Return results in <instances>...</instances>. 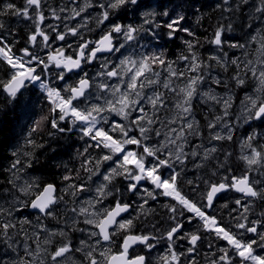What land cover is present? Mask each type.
<instances>
[{"label":"snow or ice","instance_id":"6c2138e0","mask_svg":"<svg viewBox=\"0 0 264 264\" xmlns=\"http://www.w3.org/2000/svg\"><path fill=\"white\" fill-rule=\"evenodd\" d=\"M242 3H247V0H241ZM224 3L227 4L228 0H224ZM262 5H264V0H261ZM137 6L139 0H109L107 5H101L105 8L102 16L103 18L99 23H103L104 20L108 19L109 12L107 9H120L126 5ZM88 7L91 5L88 4ZM34 8L36 10V16L34 18L35 31L32 32L28 41L29 44L35 45L37 43L38 37H42L45 47H48L49 36L45 34L41 28V23L45 20V16L40 11L41 0H25V7L23 9L17 8L16 5L12 3H6L0 8V16L4 15H16L23 16L26 19H32L29 15V9ZM63 11V9H62ZM84 11V8H81L79 11L74 10V16H79L80 12ZM257 12H264V7H259L256 9ZM53 18L60 19L53 11ZM155 13H142L144 18V24L154 26L156 28L166 27L169 29L168 35L172 37L176 31H184L189 36L194 35L188 29H180L179 25L184 19L183 16H179L176 19L171 20L165 24L155 23L153 17ZM164 16H168V12L163 13ZM74 18V17H73ZM4 25L0 23V28H3ZM52 28V31H56L55 27L49 26ZM142 27V26H141ZM141 28L132 27L128 25L125 27L121 24H114L109 33L103 35L100 40L96 41V47L92 48L90 51L89 45L90 41H85L78 46V50L75 53V57L66 55L63 48L57 49L54 52H49L47 54V59L43 60L38 55L33 54L29 51L28 48L21 49L22 55H15L12 52V47L8 45L3 38H0V60L4 61L9 65L11 71L10 78L7 81H0V87L3 88V91L7 93L9 97L13 100H16L18 96H22V89L25 88L26 82H37L40 81L41 89L45 90L47 93V99L51 105L49 109V115L52 117L50 120L51 127L57 131H71L72 129H64L59 127V122L65 121L66 118H71L73 124L79 122L82 126L80 131L82 132L83 137H88L94 143L90 144L88 147L108 150L104 155L100 156L99 159L92 160L91 158L84 161L82 168L84 171L89 172V179L93 175L100 174V166L106 162H113L116 167L111 168L109 172L103 174V181L97 188L98 196L96 200L89 201L90 208L81 207L79 209V215H86L85 223L93 225L98 232H91L90 236L97 237L95 246H91L90 250L85 252V258L88 260L89 264H146V258L143 255H138L130 258L129 248L134 244H143L147 248L151 249L153 245L148 243L150 237L147 235H125L123 238V244L121 245L122 250L119 253H112L110 248L99 251V256L103 258L102 261L97 260L94 253L97 251V247L101 245V240L104 242L111 241L112 236L116 235L119 232H129L133 226V221L129 220H118V217L122 213L126 212L130 205L122 204L120 199H116L114 206L110 208H97L98 204H102L105 197L112 195L113 193L108 189V186L112 181L118 177L123 176L126 180L129 181L128 191L135 192L138 190V185L141 181H148L154 185L155 189H160V193L163 196L171 197L177 202L176 205H171L166 207L169 208V211L173 213L172 219H175V213L178 210V207L182 210H187L189 213H193L195 217H198L203 222V227L205 230H211L215 233L216 237L227 242L229 248L235 251L236 255L241 258L242 264L247 261H251L252 264H264V256L254 254V245L257 244L256 240H244L242 237L246 233H253L259 236L260 241H264V233H260L256 225L260 224V221L247 222V216L241 214L240 217L235 219L243 220L246 222H238L235 224L237 229L243 230L239 233H233L226 227L221 226L215 217H210L202 209L201 206H198L195 202H192L187 197H185L178 188V180L180 177V172L175 171L173 168V151L169 149V145H175V162L183 164L184 159L182 156L183 145L177 144V141L183 140L188 134L195 132L194 124L190 119L192 104L191 101L195 95H197L198 86L203 82L208 75L204 70L210 69L211 65L203 63L199 60L198 56L194 53L193 49L195 48V43L186 41L190 56H181L179 59L184 60L186 63V70L174 69L172 62H166L162 55H144L139 60L124 58L120 61L118 65H115L112 68L108 67V63L101 65L103 71L97 72V76H106L108 79L117 78L120 83L115 85H109L108 83L98 84V88L101 93L108 92L110 93L111 98L104 100L103 104H89L85 108H79L75 105V101H80L82 98L87 102L88 97L86 93L92 87V79L88 77V73L84 72V75L74 85L66 86L62 91L49 88L46 83L41 80L40 75L37 74V68L41 65L43 69H48L50 65H54L56 68L61 69L57 74L59 80L65 79V73L71 72L73 70L80 69L82 70V62L91 63L97 56V53L102 51L108 52H118L120 49L116 48L113 45V33L122 34L126 41H131L134 39V33L140 31ZM228 30H231V25H228ZM68 32L72 35H77V29L68 28ZM224 32V26H219L215 31L213 38L209 41L211 44L218 47L222 46L225 41L222 39ZM56 39L63 41L65 39V34L57 32ZM252 41H256V37L252 38ZM233 48H245V44L240 43H231L229 45ZM69 47H71L69 45ZM120 47H123L121 45ZM259 56L257 61L254 64L252 60H248L247 63L243 64V68L248 72H251L254 79L259 81L260 90H264V38L260 42L258 49ZM227 54L225 53V56ZM25 57L28 59L25 60ZM210 60H216L218 64L226 68V65L222 63L219 57L210 56ZM232 64L236 65L238 71L233 79L236 81L237 86L243 85L245 79L240 76L241 64L238 59H233ZM256 64H259V69ZM154 65H159L168 73V76L165 78L163 87L168 91L175 92L177 96V101L175 103L176 115L174 118L167 121L166 125L176 124L177 121H180V127L177 128H168V133L165 136V141L159 143V145L148 144L146 141L150 139L149 133L155 132V135L159 137L161 132L154 128L153 125L159 122L158 116L156 113L161 109L166 107L164 93L155 91L152 95H147L144 92L146 87H151L153 85L159 84L160 73L154 71ZM187 73H196V75L188 76ZM151 74V76H149ZM151 77H156L153 79ZM172 78L175 79H185L186 83L183 86L176 87L172 86ZM214 83L220 84L221 81L216 79ZM124 85V87H121ZM63 93H67L64 95ZM204 98L211 101H216L220 103L222 100L223 106L225 108L224 115H227V109L231 107V97L228 98H217V96L212 95L208 92L201 94ZM97 99H101L100 96H97ZM247 104L245 106V111L248 113L249 119H264V97L253 98L251 96L247 97ZM144 102L151 106V114L145 109ZM23 106L27 107V101L23 102ZM136 111L140 115L129 120V117L132 113ZM115 113L121 117L122 120L128 121L127 124H121L112 122L109 129H105L102 126H98L102 123L107 124L109 121L102 114ZM58 116V119H57ZM221 117H217L216 120L219 121ZM49 120V116H42L40 120L36 121L32 126L29 136L33 132L39 130L41 125ZM215 123H209L208 128H215ZM138 131L139 135H130L133 131ZM188 130V131H186ZM230 131V130H229ZM118 132L119 138H114L111 133ZM199 134L198 132L196 133ZM212 139L221 140V139H232V136L229 134L227 137L221 136L219 133L211 136ZM247 147L251 149L250 155H244L241 157L242 160L251 168L253 165L264 164V153L258 151L255 147H252L251 141L256 139V134L250 135L248 138ZM29 144H32L33 141L29 139L27 141ZM128 145L136 146L135 149H129ZM264 147V146H262ZM142 149V151H138ZM88 148H85L84 152L86 153ZM215 148L207 149L205 159H207V154L215 152ZM13 155H16V152H13ZM28 155V153H26ZM83 155V153L81 154ZM193 156L197 153L193 152ZM164 156L165 158H161ZM116 158L115 160L113 158ZM151 158V161L148 160ZM154 161V162H152ZM21 161L16 159L10 170H17L18 165ZM164 168L172 169V173L168 178H164L161 174V170ZM19 179V177H17ZM72 179L70 176H65L64 180ZM11 183V181H10ZM192 183V181H189ZM207 183V182H206ZM16 185H14L15 187ZM32 185L29 184L26 187H21L19 190L22 193H28L29 188ZM69 188L75 189L78 188L79 191L84 190L83 185H69ZM234 189L235 191L242 193L244 196L257 197L261 195L258 193L252 186V183L249 180V176L245 173L241 177H232L231 184L221 182L219 184H210L206 192V204L203 207H212L214 197L218 193L225 191L227 189ZM55 188L52 184H48L43 188V191L36 195L35 199L31 202V207L33 209H39V211L45 215H51L50 206L53 205L56 200L53 196ZM117 192L119 189L116 190ZM145 192L148 196L155 199V195L152 191L145 189ZM76 193L73 192V195ZM264 198V195H262ZM147 203V201H145ZM237 206L244 208V211H249L247 205H242L241 200L237 199L235 201ZM143 207V205H141ZM227 207V205H224ZM3 209H0L2 212ZM75 211V209L73 210ZM183 215V211H181ZM191 220V217H189ZM251 223V226H249ZM115 226V231H109L110 228ZM15 225L9 223L0 224V228L3 229L5 235L8 233L9 228H14ZM182 223H175V226L171 227L169 231L166 232V238L169 241L174 239V236L182 229ZM43 230V229H41ZM187 237V234H185ZM38 239V237H37ZM155 239V237H151ZM201 237L197 234H191L189 243L193 246L188 249V252L191 253L194 251L195 245ZM45 244L50 243V241L45 240ZM81 245L87 246L85 241H81ZM261 248H264V243L259 245ZM42 250L37 245V251L33 254L28 252L30 256L38 258ZM71 251L69 244H64L63 246L57 248L53 253H51V262L52 264H60L58 258H64L65 254ZM76 251H82L81 248H77ZM169 253L171 254V261H178V255L172 251V245L169 244L168 248ZM223 253L219 257V261L224 262V264H230V256L228 249H220ZM27 252V249H26ZM163 264H169V258L167 256L161 257ZM24 264H32V261L24 262ZM39 264H44L43 260H39ZM213 264H219L217 261H213Z\"/></svg>","mask_w":264,"mask_h":264},{"label":"rangeland","instance_id":"374dc122","mask_svg":"<svg viewBox=\"0 0 264 264\" xmlns=\"http://www.w3.org/2000/svg\"><path fill=\"white\" fill-rule=\"evenodd\" d=\"M224 7L226 13L225 16L221 18L220 23V26H224V32L222 36H228V34L232 31H234L235 36L233 34H230L231 36H228V38H226V40L228 41H225L222 37L225 43L220 47H216L212 44L213 46L211 45V48L213 55L219 57L222 63L226 65L225 53L227 54L229 51V49H227L228 46L231 43L245 44V48H239V53H241L240 56L242 57L243 64L247 63L248 60H252L255 64L257 61V57L260 55L258 52L260 42L262 38H264V12H257L256 9L259 7H264V5H262L261 0H247L246 4L242 3L241 0H228V3L225 4ZM231 12L232 18L230 17ZM228 25H231V30H228ZM230 37H235V39H232ZM253 37H256L255 42L252 41ZM135 39L136 36H134V39L130 41V50L132 49ZM47 48L48 47L44 46L42 49ZM121 48L122 47H120L119 49ZM130 50H128L127 48L123 49V54H126V57L128 58ZM119 52L120 50L116 52L113 56V58H118V61L115 65H118L120 61L124 59V57H118ZM132 59H135V57L133 56ZM139 59L140 58L136 60ZM214 61V64L218 65L219 67L220 64H218L216 60ZM206 64H210V61H206ZM256 66L259 69L260 65L256 64ZM218 67L216 68V70H214L213 68L204 70L206 73H208V75L206 76L205 80L201 82L198 86L197 95L193 97L198 98L197 101L202 106L206 107L209 113L206 112L205 114H201L200 116L203 117V121H200V116L198 115L196 117L195 109L192 107L190 119L194 124L195 132L188 134L183 140L177 141L178 145H183V153L185 154L184 156H182V159H184L183 164L175 162L174 157L176 146L169 145V149L172 150L174 153L173 164L175 166L173 167L175 171L180 172L181 177L186 176V174H191L195 177L203 178L202 182L178 184L179 187L186 189V192H189L191 190H193L195 193L198 192L199 197L204 196L203 192H206L204 190L208 187L204 183L205 178L209 181H216V179H221L229 172H227L226 169L223 168L225 161L227 162L228 160V155H226V150H224L222 147H219V144L224 141L229 143L233 142V136L236 134L237 131H241L242 128H244L245 126H249V124L255 121V119H249L248 113L245 111V106L248 103L246 98L249 96L253 98L264 97V90L258 91V89L260 88L259 81L253 78L251 72H248L247 76L242 77L245 79V83L243 85L237 86L236 81L232 77L231 82L227 81L223 77L221 78L222 71ZM42 76H44V79L41 80L46 83L49 88H55L62 91V89L66 87V84L59 82L57 79H55L54 81H50V75L48 74L47 70L46 74L44 73V75ZM149 76H151V74H149ZM93 77L96 78L94 74ZM151 78L157 79L156 77ZM216 79L220 80L221 83H214V80ZM164 81L165 79L159 77V84L157 86H163ZM104 83H108L109 85H115L119 84L120 81L117 78L108 79L106 77ZM183 84L184 83L182 82H176L174 84L172 83V86L178 89L179 87L183 86ZM213 85L216 87H213ZM97 86L95 87L94 92H92L88 96L87 102H85L84 100L82 101L83 108L87 107L89 104H103L105 99L111 98L110 93H101ZM121 87H124V85H121ZM152 87L154 91L145 90L144 92L147 95H152L153 92H155L156 90L154 89L156 85H153ZM37 91H40L41 94L43 96H46L47 98L46 91L41 89L40 85L37 86ZM205 92L217 96L218 99L231 97V107L227 109L228 114L224 115L225 108L223 106L222 100L220 103H217L216 101L207 100L201 95ZM162 93H164L166 107L161 108L156 113V116H158L159 118V122L153 125L154 128L158 129L161 132V135L157 137L155 135V132H150V139L146 141V143L148 144H154L157 146L160 142L165 141V136L168 133V128L179 129L180 127V121H177L176 124H170L165 126L167 121L174 118L176 115L177 110L175 109V103L177 99H173L175 93L168 92L167 94L170 95H167L165 91H163ZM63 94L67 95V93ZM97 96H100L101 99H97ZM74 103L77 107L82 108V106L80 105L81 102L75 101ZM144 107L151 114V106L144 102ZM26 110L27 107H23L22 113H26ZM197 110H201V108H197ZM102 115L107 118L109 123L104 124L101 122V124L98 126H102L105 129H109L111 127L112 122L121 124L128 123V121L122 120L121 117L115 113L105 112ZM138 115H140V113L134 111L129 117V120L135 118ZM29 116L30 114L26 118H24V121L23 123H21L19 130L15 133V143L13 145V148L11 149V152L12 154L13 152H16V155L13 160H9L10 162L8 166H11L14 160L21 159L23 155L22 145L28 144L27 141L30 137L29 132L23 129V125H27ZM217 117H221V119L217 121ZM209 123H215V128L209 129ZM59 127L64 129L71 128L72 130L61 132L54 129L55 135L67 134L70 136L71 140L76 141L86 138L89 139L88 137L82 138L83 134L80 131V128L82 126L79 124V122L73 124L71 118H66L65 121L59 122ZM39 131L42 130L40 129ZM197 132L199 133L198 135L196 134ZM216 133H219L221 136L224 137H227L230 134L232 136V139H212L211 136L215 135ZM111 134L114 138H119L118 132H114ZM130 135L138 136L139 132L134 130L132 133H130ZM244 140L245 139L242 137L240 147L243 146L245 142ZM81 143L90 145L94 142L89 141L88 143L87 141ZM127 147L129 149H135L136 146L128 145ZM252 147H255L258 150V146L254 142L252 144ZM211 148H215L216 151L208 153L207 159H205L206 150ZM104 151L106 153L108 150L104 149ZM138 151H142V149H138ZM193 152L197 153V155L193 156ZM261 152L264 153V151ZM82 153L83 155H81ZM250 154L251 149L245 146L241 149L238 158L236 155L234 156V159H232L233 164L229 163L225 166L230 169V175H234L233 171L235 169L239 171L242 169L241 175L243 176L245 173H247L249 176V180L251 179V183L259 188V193L264 195V164L253 165L251 166V168H249L246 162L241 159L242 156ZM83 157L84 148L78 153H76V151L72 152L70 161L73 165L78 161H81ZM161 158L165 157L161 156ZM113 159L115 160L116 158L114 157ZM148 160L151 161V158H148ZM84 161L85 160H83V163ZM114 167H116V165L111 161L102 164L100 174L94 175V177H96L97 179L94 180L92 176L91 179H87L88 182H84L82 184H71V181L64 180V177H59V179H62V182L64 181L66 183L64 184L65 186L59 183L60 189H58L55 195L56 202L54 203L55 208L52 214L45 215L44 218L37 215V213L32 214V217L29 220L26 219L27 213H18L19 211L26 209L27 205L32 201V198H35L36 195L39 194L38 184L34 179L20 174L17 170L8 169L10 173V177L7 181V183L9 184L8 187L11 186L12 188H14L16 191L15 195L17 196L10 194L9 189H6L5 186H2L0 188V209H3V211L0 212V224L9 223L15 225L14 228L8 229V232H10V229L12 230L10 232V235L12 236V243L10 242L8 244L10 251H7L5 248H2L0 250V256L1 258H3L2 264H24V262L27 261H32V264H39V260H43L44 264H52V262L50 261L51 253H53L57 248L63 246L64 244H69L71 247V251L65 254V257H67L65 259V264H74V262L78 261L79 259V262H81L80 264H83L81 258H85V252L90 250L91 246H95L97 237L90 236V233L95 231V227L91 224L85 223V219L89 217H86V215H79V209L81 207H88L89 210L92 211L89 205V201L94 202L96 200L98 196L97 188L101 183H104L103 174L109 172L110 169ZM74 170L77 171L76 168ZM171 173L172 171L169 168H164L161 170V174L164 176V178H168L167 176H170ZM212 174H214V176H211ZM17 177H19V179H17ZM29 184H31L32 187L29 188L28 193H22L19 190V188L26 187ZM118 184L122 187H119ZM128 184L129 181L126 180L123 176L116 177L108 186V189L113 194L105 197L103 203L98 204L97 208H110L114 206L117 198L120 199V202L122 204L133 202L135 205V211L130 216L132 220V217L136 216L137 211H142L141 205H143L144 207L148 204V202H151L153 199L152 197L146 194L145 189H147L148 191H152L156 198H171L161 195L160 193L162 192V190L155 189L154 185H152L146 180L140 182V184L138 185V190L135 192L128 191ZM14 185L16 186L14 187ZM69 185H83L84 190L79 191L78 188L72 189L69 188ZM117 189H119L118 192L116 191ZM73 192H75L76 194L73 195ZM236 200L237 199H235L234 197L229 196L227 201L230 205L233 206L234 211L237 213L238 217H240L241 214L248 217V211L245 212L243 207L237 206L235 203ZM145 201H147V203H145ZM228 203L225 201L224 205L228 206ZM243 205H247L249 209H252L254 208L255 202H244ZM74 209L75 211H73ZM261 209L263 210V207ZM71 212V215H67ZM254 215H256V213H254ZM65 216H69L67 221L63 220ZM130 218H128V220ZM0 229V232L5 235L3 229ZM119 235H121V232H119ZM45 240L50 241V243L45 244ZM16 241L17 243H15ZM81 241H85L87 246L81 245ZM38 244L40 249H46V251H41L40 256L38 258L28 255V252L34 254L37 251ZM77 248H81L82 251H76ZM104 249L106 248L98 247L99 251H102ZM98 250L96 252H99Z\"/></svg>","mask_w":264,"mask_h":264},{"label":"flooded vegetation","instance_id":"af4514ba","mask_svg":"<svg viewBox=\"0 0 264 264\" xmlns=\"http://www.w3.org/2000/svg\"><path fill=\"white\" fill-rule=\"evenodd\" d=\"M210 1L213 4L219 3L218 0ZM0 3L1 6L6 3H12L20 9H23L25 7V0H2L0 1ZM108 3L109 0H41L40 11L45 16V20L41 23L40 26L45 34L49 36V46L47 49H42L45 45L42 37H38L37 43L35 45L29 44L26 48H28L29 51L33 54L38 55L43 60L47 59V54L49 52H54L55 50L60 48L64 49L66 55L75 57V53L81 43L90 41L91 43L88 49L90 51L92 48L96 47V41L100 40L103 35L111 31L114 24H121L125 27L131 25L132 27L137 26V28H141L140 31L134 33V36H156L159 39L165 37V43H168L169 41H171V43L173 42L172 40H174V34L172 37H169V29L165 28L163 30L162 28H156L154 26L144 24V18L142 16V13L145 12L155 13L156 15L153 17L155 23L170 22L173 17L172 0H139V4L137 6L129 4L116 10L107 9V11L109 12L108 19L104 20L103 23H99V21L103 18L102 14L105 11V8L101 7V5H107ZM88 4H90L91 6L88 7ZM183 6L182 16L184 17V19L181 21V23L189 20V10L187 8V2H184ZM81 8H84V11L80 12L79 16H74V10L79 11ZM53 11H55L56 15L59 16L60 19L53 18ZM165 11L168 12V16L163 15ZM29 15L30 17H32V19H26L23 16H19L20 22L16 24V27L19 28L18 30L21 32V34L18 36H29L32 32L35 31L34 18L36 16V10L34 8H30ZM218 17H220V15L217 16V18ZM49 26L55 27L56 31H52V28ZM68 28L77 29V35H72L70 32H68ZM57 32L65 34V39L63 41L56 39ZM112 36V42L116 48H120V46L123 45V47L120 49V52L118 53V57L122 58L124 56L123 49L127 48L128 50H130V41H126L122 34L113 33ZM136 40L137 39H135V42ZM69 45L71 47H69ZM115 53L116 52H113L111 55L97 53L96 58L91 63L82 62V70H80L78 73H65L64 80H59L57 78V74L61 71V69L56 68L54 65H50L48 69H43V66L41 65L37 68V74L40 75L42 73V70H47L48 74L50 75L51 81L57 79L59 82H62L66 84V86H69L76 84L80 77L84 75V72H87L88 77L92 79V87L86 93L88 97L92 92H94L95 87L100 83H104V80L106 79V76L97 77L96 75L97 72L103 71L101 65L107 62L108 67L112 68L118 61L117 57L113 58ZM93 74L96 78L93 77ZM33 83H30L29 85ZM213 87L216 86L213 85ZM2 94L3 96L5 95L3 88ZM5 97L3 98L0 94V101L8 102L12 99L11 97H7L9 99H5ZM20 97L21 96H18V98ZM11 101H13V99ZM82 101L83 98L78 101L81 102L80 105L83 104ZM17 109L20 110V108ZM9 110L11 112V108H9ZM233 148L237 149L235 145ZM240 152L241 148L239 150V154ZM20 166H23L24 171L19 173L30 175L31 171L25 165L20 163ZM173 166L175 165L173 164ZM240 171H237L235 169L233 171L234 175H230L229 171L224 177H222L221 179H216V181H209L205 178L204 183L208 187L204 191L207 192L210 184H219L221 182L231 184L233 176H242ZM82 173H86V175L84 176L85 180L88 176V172L83 171ZM211 176H214V174H212ZM189 181H192V183L202 182L203 178L195 177L191 174H186V176L179 177L178 184L189 183ZM252 186L259 193V188L254 184H252ZM178 188L185 197H187L192 202H195L198 206H201L208 216L215 217L221 226L226 227L233 233L242 232L243 230L237 229L235 227V224L238 222L246 221L235 219L238 217V215L234 211L233 206L228 203V197L231 196L235 199L241 200L242 205L244 202L254 201V208L249 209L248 211L247 222L260 221V224L256 226L260 233H264V198L261 197L262 194L258 195L257 197H253V199H248L243 195L236 194L233 189L229 188L224 193L218 195V197L214 199L212 207L208 208L203 207L207 203L205 199L206 192H203V197H199L198 192L195 193L193 190L186 192V189H183L179 186ZM158 198L152 199V201L148 202L146 206L141 207L142 211H137L136 216L132 217L133 226L129 232H121V235L117 233L116 235L112 236L111 241L109 242H104L101 240V245L98 247H104L106 249L110 248L112 253H119L122 250L121 245L123 244V238L125 235H147L150 237L148 243L153 245V247L149 249L143 244H134L129 248L128 255L130 258L138 255H143L146 258V264H163L161 257L164 256H167L169 258V264H213V261H217L219 262V264H224V262L219 261V257L223 255L220 249H228L230 264H242L241 258L236 255L235 251L229 248L227 242L217 238L213 231L205 230L203 227V222L198 217H195L193 213H189L187 210H182L179 208V206H177L178 210L175 213V219L173 220V213L169 211V208L166 207V205H176L177 202L172 198ZM225 201L228 203L227 207H224ZM127 204L130 205V207L128 208L129 211L126 215H123L120 220H128V218H130L132 213L135 211V205L133 202H129ZM260 207H263V210ZM54 208L55 205L53 204L49 209L51 213L54 211ZM181 211H183V215H181ZM254 213H256V215H254ZM44 217L45 215L42 218ZM189 217H191V220H189ZM175 223H182L183 227L174 236V239L172 241H169L166 238V232L169 231L171 227L175 226ZM249 226H251V223H249ZM95 231L98 232V229L95 228ZM111 231H115V227L110 230V232ZM185 234H187V237H185ZM191 234H197L201 237V239L197 241L194 251L189 253L188 249L193 247L189 243ZM151 237H155V239H151ZM9 239H11L10 233ZM242 239L256 240L257 244L253 246L254 254L264 256V248H261L259 246L261 243H264V241H260L258 235L253 233H246L242 237ZM169 244L172 245V251H174L178 255V261H171V254L168 251ZM94 255L96 256L97 260H103V258L99 256V252H95ZM66 258L67 257L59 258L60 264H65ZM81 259L83 261V264H89L86 258ZM79 261L80 259L74 262V264H80L81 262ZM244 264H252V262L247 261L244 262Z\"/></svg>","mask_w":264,"mask_h":264},{"label":"trees","instance_id":"16d2710c","mask_svg":"<svg viewBox=\"0 0 264 264\" xmlns=\"http://www.w3.org/2000/svg\"><path fill=\"white\" fill-rule=\"evenodd\" d=\"M2 1V0H0ZM219 3L213 4L210 0H172V12L173 19H176L179 16H182V9L184 2H187V8L189 10V20L180 23V29H188L194 35L189 36L184 31H176L174 33V40L171 43H165L166 38L158 39L156 36H136V42L132 46L130 50L129 58L132 59L134 56L135 59L141 58L146 55H162V57L166 60V62H172L174 69L186 70V63L190 64V61L185 62L184 60L179 59L181 56H190L191 53L187 47L186 41L195 43V48L193 49L194 53L198 56L199 60L203 63L206 61H210L211 68L216 70L218 65L214 64V60H210V56H214L211 48V39L217 28L220 26L221 18L225 16V3L224 0H218ZM0 3V8H2ZM217 18V16H219ZM232 18V12L230 14ZM19 16L16 15H4L0 16V23L4 25L3 28H0V38H3L4 41L12 47V52L15 55H22L21 49L26 48L29 45L28 37L29 36H18L21 32L16 27V24L20 22ZM236 19V18H235ZM157 24H165L157 23ZM18 26V25H17ZM163 30L166 27H159ZM14 34V35H12ZM234 35V31L228 34ZM184 36V37H182ZM228 36H222L225 41ZM235 36V35H234ZM235 39V37H230ZM230 41V39H229ZM136 43V45H135ZM213 46V45H212ZM229 51L226 55V68L219 65V69L222 71L221 78L223 77L227 81L231 82V77L233 78L238 69L236 65L232 64L233 59H238L241 64L240 76H247L248 71L242 67L243 60L239 53V48H231L228 46ZM127 55L125 54L123 57L125 58ZM154 71L160 73V77L165 79L167 77V71L165 68L160 67L159 65H154ZM10 67L4 61L0 60V81H7L10 78ZM41 73V72H40ZM43 75V73H41ZM188 76L196 75V73H187ZM182 82L186 83L185 79H175L173 78L172 83ZM224 83V82H222ZM163 86H156L155 91H168ZM36 90L33 86H29L23 92V95L27 99L28 103L31 101L34 104L35 112L32 115V105L27 104L26 113H22L23 107L18 110L20 107L16 101L9 100L8 102L0 101V188L5 186L6 189L12 191V187H8V179H9V171L11 166H8L9 160L14 159V155L11 152L15 141V133L19 130L21 123H23L24 118H26L30 114V119L28 121V125L24 130L30 132L32 126L36 121L40 120L42 116H49V120L45 121L39 130L31 134L29 139L33 141L32 144L22 145L23 155L21 159V163L25 165L31 172V176L36 180L38 184L39 190L43 189L48 184H52L58 191L59 183H62V179L59 177L70 176L72 181H77L75 184H82L81 181L84 180V176L82 172L84 171L82 168L83 160H87L91 158L92 160L98 159L100 156L105 154L104 150L96 149L88 147V144L81 143L83 140H71L70 136L67 134H58L55 135V130L50 127L51 116L49 115L50 106L47 103L48 101L44 98L40 99L35 95ZM171 92V91H168ZM175 93V92H172ZM0 94L4 98L2 94V87H0ZM5 99H9L6 98ZM174 100L178 99L175 93L173 97ZM198 98H193L191 104L195 109L196 117L201 114H205L208 112L207 108L202 106L198 101ZM37 102V103H36ZM17 106V108H16ZM11 108V112L9 110ZM197 108H201V110H197ZM200 121H203V117L200 116ZM24 128V126H23ZM256 134V139L252 140L258 146V150L264 151V119L255 120L249 126H245L241 131H237L233 136L231 143L229 142H221L219 147H222L226 150V155H228L227 162L225 161L223 168L226 171H230V169L225 166L229 163L233 164L234 156L236 155L238 158L239 150L243 147L247 146L248 137L252 134ZM67 135V136H66ZM40 136V137H39ZM242 137L245 139L244 144L240 147V142ZM86 141V140H84ZM88 143L89 139H87ZM231 145L236 148L231 147ZM84 148H88V151L84 152V157L81 161L73 164L71 163V153H78ZM28 153V155H26ZM15 161V160H14ZM82 164H81V163ZM12 165V164H11ZM79 165V166H78ZM9 167V168H8ZM77 169L74 170V169ZM101 169V166H100ZM83 174V175H82ZM90 173L88 172V177ZM94 176V175H93ZM39 192V193H40ZM34 198H32L33 200ZM31 203V202H30ZM29 203V204H30ZM29 204L26 209L23 210L24 213H27L26 219L29 220L32 217V213H29ZM30 214V215H29ZM64 221L68 219L64 217ZM1 230V229H0ZM6 235H3L0 232V249L2 247L8 248V244L10 242L5 241L4 238ZM14 245V244H13ZM14 252V251H13ZM12 252V253H13ZM15 253V252H14ZM3 258L0 256V264H2Z\"/></svg>","mask_w":264,"mask_h":264},{"label":"water","instance_id":"95a60500","mask_svg":"<svg viewBox=\"0 0 264 264\" xmlns=\"http://www.w3.org/2000/svg\"><path fill=\"white\" fill-rule=\"evenodd\" d=\"M99 53H106V54H109V53H111V52H108V51H102V52H99ZM78 70H79V69H77V70H73V71H71V72H77ZM68 73H70V72H68ZM27 83H29V82H26V84H27ZM4 93H5V92H4ZM5 94L7 95V93H5ZM7 96H8V95H7ZM54 188H55V187H54ZM222 192H224V191H222ZM222 192L218 193L217 196L220 195ZM235 192H236L237 194H242V193H239V192H237V191H235ZM54 193H55V191H54ZM54 193H53V196H54ZM242 195H243V194H242ZM217 196H216V197H217ZM216 197H214V199H215ZM245 197H250V196H245ZM29 210L32 211V212L38 213V214H40V215H44L43 213H41V212L39 211V209H33V208L31 207V205H30ZM128 211H129V210H127L126 212L122 213L121 216L118 217V220L121 219V217H122L123 215H126V214L128 213ZM114 227H115V226H113L112 228H110L109 231H110L111 229H113Z\"/></svg>","mask_w":264,"mask_h":264},{"label":"bare ground","instance_id":"6f19581e","mask_svg":"<svg viewBox=\"0 0 264 264\" xmlns=\"http://www.w3.org/2000/svg\"><path fill=\"white\" fill-rule=\"evenodd\" d=\"M40 137V136H39Z\"/></svg>","mask_w":264,"mask_h":264}]
</instances>
